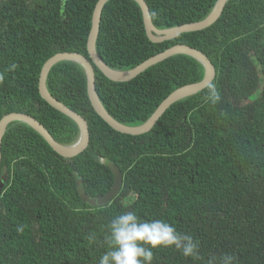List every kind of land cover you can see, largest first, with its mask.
Returning a JSON list of instances; mask_svg holds the SVG:
<instances>
[{
	"label": "trees",
	"instance_id": "16d2710c",
	"mask_svg": "<svg viewBox=\"0 0 264 264\" xmlns=\"http://www.w3.org/2000/svg\"><path fill=\"white\" fill-rule=\"evenodd\" d=\"M144 1L159 31L198 23L217 2ZM97 2L0 0V120L22 113L58 144L77 142L78 126L41 99L38 79L57 54L88 58ZM175 46L208 58L221 99L211 103L206 88L172 105L141 136L120 134L97 116L79 65L63 62L51 69L48 93L85 120L89 142L81 154L65 159L27 125L7 127L0 160V264H99L107 225L133 210L198 241V258L159 247L152 264H207L224 253L234 254L235 264H264V0H229L210 28L160 44L148 40L134 1L111 0L103 7L95 50L110 69L133 70ZM13 63L17 67L8 71ZM93 70L103 108L128 127L144 124L171 93L204 75L203 66L184 55L125 83ZM104 159L120 170L121 189L109 204L90 207L80 199L77 182L90 198L108 193L114 179Z\"/></svg>",
	"mask_w": 264,
	"mask_h": 264
},
{
	"label": "water",
	"instance_id": "95a60500",
	"mask_svg": "<svg viewBox=\"0 0 264 264\" xmlns=\"http://www.w3.org/2000/svg\"><path fill=\"white\" fill-rule=\"evenodd\" d=\"M109 1L111 0H98V2L95 5L91 19V29L86 43L88 58H85L84 56L75 53L57 54L44 63V65L41 68L38 79V92L41 99L44 100L50 107H52L56 111L70 118L78 126L79 138L77 142L71 146L60 145L53 139V137L48 133V131L34 118L22 113H13L3 117L0 120V160H1L2 139L4 137L7 127L15 122H21L27 125L28 127H30L33 131H35L38 135H40L43 138V140L48 144V146L52 149L54 153H56L58 156L62 158L71 159L73 157L78 156L86 149L89 142V135H88V126L85 120L75 112L66 108L55 98H53L46 89V80L49 72L51 71L52 68H54L56 65L60 63L63 62L75 63L83 69L87 82L88 99L94 112L112 130L128 136H141L149 133L156 125V123L159 121V119L172 105L187 98H190L199 92H202L207 88V85L209 83L213 82L215 78V69L212 66L211 62L204 54L187 46L172 47L164 51L163 53H160L148 59L147 61H145L144 63H142L141 65L137 66L136 68L130 71H126V72L115 71L107 67L97 56L95 50V44L99 34L102 10L105 4ZM132 1H134L141 10L143 25L148 40L154 44H160L163 42L174 40L178 36L183 34L201 32L210 28L219 20L225 5L229 0H217L211 12L206 16L204 20L198 23L184 25L164 31H159L153 26L148 7L144 0H132ZM177 55H184L191 57L203 66L204 75H203V79L200 82L191 85H186L171 93L158 106V108L155 110L152 116L144 124L137 127L124 126L116 122L105 111L95 91V73L93 70V66L96 69H98V71L102 75H104L108 80L115 83H125L134 80L139 75L144 73L147 69ZM103 164L111 171L114 179L112 188L104 196L97 198L88 197L84 192L82 184L80 182H77V192L80 199L82 200V202H84L86 205L90 207H101L109 204L117 196V194L121 189L122 174L120 170L116 167V165H114L112 162L106 159L103 160ZM4 180H5V176H3L2 179L0 180V192L2 190Z\"/></svg>",
	"mask_w": 264,
	"mask_h": 264
},
{
	"label": "clouds",
	"instance_id": "9594fccd",
	"mask_svg": "<svg viewBox=\"0 0 264 264\" xmlns=\"http://www.w3.org/2000/svg\"><path fill=\"white\" fill-rule=\"evenodd\" d=\"M16 67L13 63L8 71ZM4 78V73L0 72V83ZM207 89V99L213 104L219 102L221 97L217 86L209 83ZM107 229L104 237L107 249L99 264H152L153 249L159 247H174L186 258L199 257L198 241L190 234L177 231L163 219H142L134 210L113 217ZM235 261L234 254L224 253L210 257L207 264H235Z\"/></svg>",
	"mask_w": 264,
	"mask_h": 264
},
{
	"label": "rangeland",
	"instance_id": "374dc122",
	"mask_svg": "<svg viewBox=\"0 0 264 264\" xmlns=\"http://www.w3.org/2000/svg\"><path fill=\"white\" fill-rule=\"evenodd\" d=\"M255 95H257V93H254L250 98H251V99H252V98L255 99V97H256Z\"/></svg>",
	"mask_w": 264,
	"mask_h": 264
}]
</instances>
